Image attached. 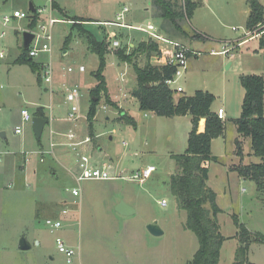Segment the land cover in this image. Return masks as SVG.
Listing matches in <instances>:
<instances>
[{"label": "rangeland", "instance_id": "obj_1", "mask_svg": "<svg viewBox=\"0 0 264 264\" xmlns=\"http://www.w3.org/2000/svg\"><path fill=\"white\" fill-rule=\"evenodd\" d=\"M198 1L202 6L184 24L189 37L173 40L198 51L199 56L189 58L188 70L171 88L184 89V93L175 95L176 100L207 91L216 97L212 109L225 110L224 134L212 142L213 155L220 161L210 164L208 185L217 194L223 236L236 235V215L253 239L248 260L264 264V189L234 171L235 167L260 163L261 159L252 153L251 138L241 136L232 121L241 115L244 89L240 77L264 73V50L255 51L257 41H251L249 49L233 47L246 31L247 0ZM259 1L264 6V0ZM53 2L60 9H54ZM31 4L45 9L36 25H31ZM177 4L181 6L183 0ZM124 7L129 9L124 24L146 27L151 23L160 30L163 20L153 0H0V32H6L0 40V264H67L66 256L57 248V238L77 251L73 264H191L199 249L198 238L185 229L187 212L177 207L169 189L170 176L177 172L172 155L183 154L186 149L187 123L182 127L177 122L188 120L142 111L132 96L138 87L133 64L139 68L157 65L154 58L148 61L143 54H137L132 62L117 57L119 48L113 47L114 40H119L121 47L151 41L146 33L109 25L120 23L117 16ZM16 10L28 17L12 19L3 27V18L12 17ZM50 18L59 20L51 29L52 53L40 54L33 62L42 66L51 57L54 95L44 82L42 68L34 72L30 65L17 63L23 32H39L41 26L49 25ZM75 18L86 20L84 28L98 42L108 43L103 73L107 86L99 94L94 93L98 85L94 74L100 61L72 25ZM194 32L207 35V39L192 38ZM225 46L229 56L213 54ZM81 65L86 69L83 73L78 71ZM69 67L75 71L67 73ZM74 87L82 94L79 117L69 120L70 105L64 93ZM93 103L97 104L96 114L90 123L88 113ZM41 107L50 122L38 140L32 122H23L22 111L35 116ZM124 114L136 125L121 120ZM18 127H23L21 134L16 133ZM70 131L77 136L75 142H83L78 149L91 157L94 166L111 163L113 174L121 178L78 184L76 153L64 145ZM52 140L62 146L52 149ZM238 140L241 157L236 155ZM149 166L156 170L143 184L124 179ZM73 189L81 190V196L74 197ZM162 200L167 202L166 207L159 204ZM122 202L134 213H117ZM47 220L63 225L52 232ZM155 222L163 231L160 236L148 230ZM22 238L30 249H19ZM237 247L236 239L227 240L220 264H233Z\"/></svg>", "mask_w": 264, "mask_h": 264}, {"label": "trees", "instance_id": "obj_2", "mask_svg": "<svg viewBox=\"0 0 264 264\" xmlns=\"http://www.w3.org/2000/svg\"><path fill=\"white\" fill-rule=\"evenodd\" d=\"M177 3L178 0H153L157 15L163 20L160 32L170 39L188 38L189 33L184 29V24L192 19L194 12L202 4L198 0H183L181 6ZM248 3L250 14L246 29L252 33L260 32V27L264 25V6L259 0H249ZM52 6L54 9L59 8L55 2ZM30 13L32 14L31 25H36L39 20V15L36 14L37 9L34 13L31 11ZM71 21L78 34L87 41L89 50L95 53L100 61L99 68L94 74L98 81L94 93L106 91L107 83L103 73L106 67L105 56L108 53V43L98 42L88 33L83 24L86 20L75 18ZM192 38L201 41L207 39L204 34L198 32H194ZM68 39L70 41V38ZM259 44L264 50V35L259 39ZM125 45L116 52L117 57L124 62H132L137 54H143L148 61L160 55L159 45L153 41H142L133 48H130V44L125 43ZM128 49L131 50L129 54ZM28 51L22 48V54L17 63L28 64L34 72H40L42 66L33 62ZM133 66L138 77V87L133 90L132 96L137 99L140 110L155 113L159 117L189 116L191 118L193 128L189 135L188 147L183 154L172 156L177 172L170 176L169 182V189L176 200L177 207L187 212L185 229L194 233L199 240V249L191 264H220L222 247L229 239L238 241L233 264H253L248 260V252L253 240L249 230L235 215L233 219L238 230L236 235L232 238L223 236L218 222L221 209L217 204V194L208 185L210 164L219 162V158L213 155L212 142L221 137L226 128V121L221 120L212 110L216 97L207 91H196L193 96L183 95L176 100L175 93L166 85V81L174 75L173 67L150 64L144 68L134 64ZM39 82L42 83L40 74ZM240 83L245 96L240 117L232 121L241 136L251 138L252 153L259 157L261 162L240 165L235 167L234 171L240 178L252 180L256 182L258 188L264 189V75H242ZM96 106L97 104L93 103L89 110L90 123L94 120ZM36 116L47 119L49 123L44 108H39ZM120 119L136 125L134 119L128 114L122 115ZM202 119H205L206 123L204 132L200 133L198 126ZM236 144V155L241 157L243 155L241 142L238 140Z\"/></svg>", "mask_w": 264, "mask_h": 264}, {"label": "built area", "instance_id": "obj_3", "mask_svg": "<svg viewBox=\"0 0 264 264\" xmlns=\"http://www.w3.org/2000/svg\"><path fill=\"white\" fill-rule=\"evenodd\" d=\"M44 10L37 9V13L39 16L42 14ZM129 12L127 7H124L123 10L118 14L117 21L120 23H109V25L117 26L120 28H129L133 30H137L139 32H143L148 34L149 39L153 42H156L159 45L160 55L154 57L155 65L157 66H171L175 69L174 75L170 80L166 81V85L175 93L182 94L184 93V89L181 86L172 89L171 86L180 78H182L185 72L188 70V60L191 56H199V53L187 48L182 43L175 41L173 39L167 38L159 32L158 28L153 24H148L146 27H137V26H128L124 24L122 21L125 19L126 14ZM28 17V14L16 10L13 12L12 17L5 16L2 21L3 27H7V25L11 22L12 19H25ZM59 22V20L50 18L48 26H41L39 32L29 31L35 35V38L30 44L28 55L30 58H36L40 54H51L52 53V42L53 36L51 29L53 26ZM261 30L255 32H249L248 37L251 39L261 38L264 35V25L260 27ZM28 31V30H27ZM25 32V31H24ZM6 32H0V40L5 38ZM114 48H120L121 42L119 40H114L112 42ZM243 45V44H240ZM230 52L229 50H223L222 52L213 53L215 55L227 54ZM3 55H0L2 57ZM44 72V82L48 84L49 92L52 95L54 93V70L52 66V61L50 57V62L47 64H43L42 66ZM67 73H73L75 70L73 67L67 68ZM80 73L86 71L85 67L81 65L78 68ZM82 94L78 87L67 88L64 93L65 102L70 105V110L68 112L69 120L78 119L79 112V101ZM218 117L221 120H225V111L224 109H219L217 112ZM147 116V115H146ZM22 119L24 123L32 122L33 116L29 111H22ZM23 127H18L16 129L17 134L22 133ZM68 142L65 144L67 147L71 148L77 156V174L75 175V179L78 184H81L83 181H113L121 178V176H115L113 174V165L111 163L104 162L102 166H94L92 164L91 157L87 156L84 152L79 151V147L83 142H75L77 136L74 132H70L66 135ZM51 148L53 149L56 144L51 141ZM62 145V144H61ZM123 145L127 146V143H123ZM53 152V151H52ZM155 167L149 166L144 170L137 171L132 174L130 177H126L124 179L136 181L139 180L141 184L145 182L146 179L150 178L152 173L155 171ZM72 195L74 197L81 196V190L73 189ZM162 207L167 206V202L162 200L159 202ZM68 211H63V214H67ZM46 224L52 228V232L62 227L61 221H53L47 220ZM57 248L60 253H63L66 256L67 264H73L74 258L77 256V251L74 248L68 247L65 244V241L61 238H57L56 240Z\"/></svg>", "mask_w": 264, "mask_h": 264}, {"label": "water", "instance_id": "obj_4", "mask_svg": "<svg viewBox=\"0 0 264 264\" xmlns=\"http://www.w3.org/2000/svg\"><path fill=\"white\" fill-rule=\"evenodd\" d=\"M30 11L32 13L35 12V8L32 4L30 5ZM22 37H23V47L25 49H29L31 42L35 38V35L29 31H25V32H23ZM47 124H48L47 119L42 118V117H38V116L33 117L32 127H33L34 134L38 140L41 139L43 131H44L45 126ZM116 212L121 214V215H124V216H129V215L134 213V210L130 206H128L122 202L117 206ZM148 230L154 236H160L163 234V231L161 230L158 223H156V222L150 224L148 226ZM30 248H31V245L28 243V241L25 238H22L19 242V249L22 251H25V250H28Z\"/></svg>", "mask_w": 264, "mask_h": 264}, {"label": "crops", "instance_id": "obj_5", "mask_svg": "<svg viewBox=\"0 0 264 264\" xmlns=\"http://www.w3.org/2000/svg\"><path fill=\"white\" fill-rule=\"evenodd\" d=\"M248 1L249 0H247V4H248V6H249V3H248ZM262 4V3H261ZM34 6V5H33ZM202 6V5H201ZM34 8L35 9H37L35 6H34ZM63 12V11H62ZM63 14H65V12L63 13ZM249 14H250V7H249V13H248V16H249ZM65 16L67 17V15L65 14ZM247 19H248V17H247ZM84 20V19H83ZM73 23V22H72ZM246 23H247V20H246ZM149 24H151V23H149ZM128 26H132V25H128ZM134 27V26H133ZM159 30V29H158ZM159 32H160V30H159ZM248 33H249V31H247V29H246V31L244 32V36L243 37H241V38H239L238 40H236L235 42H234V46L233 47H236V48H240V47H243V46H248L249 45V43L251 42V41H257L258 42V44H257V48H255V51H257L258 49H260V50H262L261 48H260V44H259V39L260 38H254V39H251L250 37H248ZM205 35V34H204ZM206 37H207V35H205ZM175 41H177V40H175ZM178 42H180V41H178ZM180 43H182V42H180ZM183 44V43H182ZM240 44H243V45H240ZM184 46H186L185 44H183ZM22 46H23V44H22ZM130 47H134L133 46V44L131 43L130 44ZM187 47V46H186ZM187 48H189V47H187ZM190 49V48H189ZM248 49H249V46H248ZM192 50V49H191ZM223 50H227V46H225V47H223L222 48V50L221 51H215V52H213V53H218V52H222ZM193 51H196V50H194L193 49ZM196 52H198V51H196ZM231 53L230 52H228L227 54H222L223 56L225 55V56H229ZM232 56V55H231ZM43 66V65H42ZM253 72V71H252ZM250 75H255V74H250ZM262 75H264V73L262 74ZM54 95V94H53ZM244 96H245V91H244ZM52 98V97H51ZM243 99H244V97H243ZM243 102V101H242ZM242 106V105H241ZM41 108H43V107H41ZM219 109H223V108H219ZM218 109V110H219ZM214 112H218V110H215V109H212ZM225 111V110H224ZM46 113V112H45ZM47 115V114H46ZM36 116V115H35ZM34 117V116H33ZM48 117V116H47ZM49 118V117H48ZM174 118H184V119H187L188 120V122H185V121H179V122H177L179 125H181L182 127H183V125H185L186 123H187V131H185V129H184V135L186 136L185 137V139L184 140H186V149H187V147H188V139H189V135H190V133H191V131H192V128H193V125H192V122H191V118L189 117V116H185V117H174ZM225 120H226V118H225ZM50 122V121H49ZM202 122H203V125H202ZM199 126H200V128H199V130H198V132H204V130H205V120L204 119H202V120H200V123H199ZM70 132H72V131H70ZM70 132H68L67 134H69ZM66 134V135H67ZM65 135V136H66ZM78 135V134H77ZM67 138V137H66ZM67 142H68V140H67ZM66 142V143H67ZM65 143V144H66ZM64 144V145H65ZM59 146H62L61 144H59ZM66 146V145H65ZM69 148V147H68ZM185 149V150H186ZM86 150V149H85ZM81 152H85V151H81ZM175 155V154H174ZM173 156V155H172ZM219 158V157H218ZM219 161H220V158H219Z\"/></svg>", "mask_w": 264, "mask_h": 264}]
</instances>
